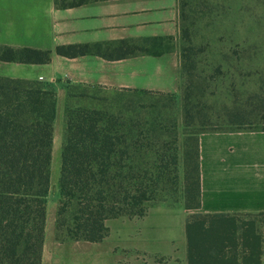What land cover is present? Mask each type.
Returning a JSON list of instances; mask_svg holds the SVG:
<instances>
[{
	"label": "trees",
	"instance_id": "16d2710c",
	"mask_svg": "<svg viewBox=\"0 0 264 264\" xmlns=\"http://www.w3.org/2000/svg\"><path fill=\"white\" fill-rule=\"evenodd\" d=\"M178 3V40L189 41L192 1ZM56 4L66 8L78 2ZM178 40L121 42L122 57H160L174 52ZM102 48L75 45L56 52L68 58L109 57ZM198 54L191 46L181 50L187 83L180 118L165 102L172 93L68 86L57 215V228L67 237L101 242L109 235V221L144 217L150 203L181 185L187 207L201 209L199 138L217 132L205 131L192 113ZM51 57V51L0 46L3 62L46 64ZM57 103L55 89L43 82L0 77V264H42ZM250 117L236 108L228 129L264 132V119ZM256 217L264 231L262 212L195 214L186 226L188 264H264V232Z\"/></svg>",
	"mask_w": 264,
	"mask_h": 264
},
{
	"label": "crops",
	"instance_id": "0c3cea01",
	"mask_svg": "<svg viewBox=\"0 0 264 264\" xmlns=\"http://www.w3.org/2000/svg\"><path fill=\"white\" fill-rule=\"evenodd\" d=\"M58 7L56 0H0V46L51 51L46 64L0 61V77L43 82L57 93V118L63 115L70 84L118 90L178 93L177 51L160 57H122L121 42L174 37L180 32L178 0H78ZM102 45L99 54L68 58L58 47ZM203 214L264 213V132L200 135ZM159 238L106 237L98 243L68 239L45 242L42 264H142L141 256L168 257L158 264H187V240L180 256L156 245ZM168 241H172L168 239ZM172 244V242H171ZM142 253V255H141ZM156 264L149 262L148 264ZM264 263V256H263Z\"/></svg>",
	"mask_w": 264,
	"mask_h": 264
},
{
	"label": "rangeland",
	"instance_id": "374dc122",
	"mask_svg": "<svg viewBox=\"0 0 264 264\" xmlns=\"http://www.w3.org/2000/svg\"><path fill=\"white\" fill-rule=\"evenodd\" d=\"M74 1L78 0H67V3ZM191 1V44L179 38L175 51L180 56L182 48L191 46L199 53L194 57L198 64L196 74L199 76L195 78L198 85L194 89L195 102L192 106L195 121L205 124L204 130L207 132H231L227 125L236 108L250 114L253 120L264 119V0ZM186 83L187 76L181 69L179 92L165 98L166 103L173 104V116L178 118L182 115L183 88ZM76 92L80 93V90ZM102 96L104 93L100 94ZM65 128L63 112V115L58 114L55 122L51 189L47 197L45 242L51 244V247L57 246L53 243L70 240L66 230L57 228ZM193 202L192 199L190 204ZM188 204L181 185L176 193L167 192L164 197L150 203L144 217L109 221L108 236L166 239L165 243L169 242L170 245L161 243L156 247L171 253L169 259L174 262L180 256L184 237L187 240V223L195 214L201 213L189 209ZM256 220L263 233L262 218L256 217ZM168 239L172 240V244ZM148 259L158 264L167 261L168 257L153 254L141 256L142 264H148Z\"/></svg>",
	"mask_w": 264,
	"mask_h": 264
}]
</instances>
